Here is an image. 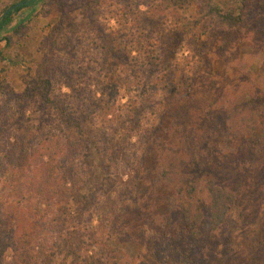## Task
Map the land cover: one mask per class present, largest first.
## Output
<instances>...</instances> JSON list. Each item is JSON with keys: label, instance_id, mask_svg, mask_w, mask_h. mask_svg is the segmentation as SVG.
<instances>
[{"label": "trees", "instance_id": "1", "mask_svg": "<svg viewBox=\"0 0 264 264\" xmlns=\"http://www.w3.org/2000/svg\"><path fill=\"white\" fill-rule=\"evenodd\" d=\"M36 1L5 7L0 36ZM39 1L58 20L34 77L18 93L0 76V264H122L113 218L129 195L128 214L158 216L152 194L164 256L190 264L187 247L244 224L219 162L264 151V104L232 98L226 56L257 0Z\"/></svg>", "mask_w": 264, "mask_h": 264}, {"label": "rangeland", "instance_id": "2", "mask_svg": "<svg viewBox=\"0 0 264 264\" xmlns=\"http://www.w3.org/2000/svg\"><path fill=\"white\" fill-rule=\"evenodd\" d=\"M19 1L0 0V14L5 7ZM39 2L14 15L11 26L0 36V58L3 54L6 59V62L0 60V76L7 71L9 84L18 93L24 91L34 77L35 67L41 60L38 45L58 20L56 13L46 16ZM219 2L226 8V3ZM260 4H264V0H257L249 7L244 35L236 40L226 56L232 66L229 70L232 98L242 92L256 93L264 104V5ZM5 36L12 40L9 49L2 39ZM224 63L223 59L218 61L215 70L222 73ZM234 151L229 163L219 162L217 173L219 183L236 195L244 213V224H228L206 243L187 247L190 264H264V151L253 162L246 150L241 152L236 147ZM218 154L221 160L223 155ZM136 198L123 197L124 203L119 205L121 216L113 218L124 232V236L118 238L115 233L116 237L111 239L112 247L124 253L122 264H182L164 256L161 225L165 216L159 211L158 196L152 194L148 200V205L159 212L158 216L128 214L126 209L133 206ZM139 198L143 199V204L147 197ZM146 219L154 224L153 230L150 223H145ZM136 225L140 227L134 228ZM141 228L146 231L141 232Z\"/></svg>", "mask_w": 264, "mask_h": 264}, {"label": "water", "instance_id": "3", "mask_svg": "<svg viewBox=\"0 0 264 264\" xmlns=\"http://www.w3.org/2000/svg\"><path fill=\"white\" fill-rule=\"evenodd\" d=\"M20 7V4L10 8L9 10H7L1 17H0V22L6 17L8 16L12 11H14L16 8Z\"/></svg>", "mask_w": 264, "mask_h": 264}]
</instances>
